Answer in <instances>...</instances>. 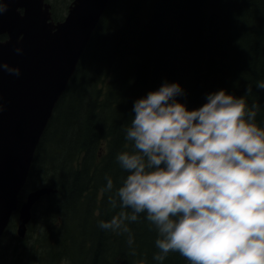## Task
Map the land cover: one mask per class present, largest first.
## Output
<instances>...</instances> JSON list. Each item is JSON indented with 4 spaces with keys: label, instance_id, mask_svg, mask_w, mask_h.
<instances>
[{
    "label": "trees",
    "instance_id": "obj_1",
    "mask_svg": "<svg viewBox=\"0 0 264 264\" xmlns=\"http://www.w3.org/2000/svg\"><path fill=\"white\" fill-rule=\"evenodd\" d=\"M108 0L33 152L18 201L35 187L51 192L32 205L42 230L35 264H158V233L146 220L130 223L128 235L105 231L109 195L127 172L116 157L133 152L125 129L134 103L178 83L177 100L189 110L203 106L209 93L223 89L259 106L255 123L264 128V0ZM251 84V95H245ZM113 180V193L103 191ZM127 211L130 212V209ZM15 213L0 243L15 224ZM20 241V240H19ZM17 241V242H19ZM35 245H25L29 257ZM162 264H189L178 252Z\"/></svg>",
    "mask_w": 264,
    "mask_h": 264
},
{
    "label": "clouds",
    "instance_id": "obj_2",
    "mask_svg": "<svg viewBox=\"0 0 264 264\" xmlns=\"http://www.w3.org/2000/svg\"><path fill=\"white\" fill-rule=\"evenodd\" d=\"M8 4H0V14ZM17 54L23 49L17 47ZM19 76V67L0 65ZM256 88L264 90V81ZM252 85L245 95H251ZM185 95L178 83L134 103L131 126L125 129L133 152L117 155L128 173L114 191L106 177L103 189L113 209L105 231L133 236L130 223L141 214L157 230L162 264L178 252L189 264H264V128L255 123L257 104L226 90L209 93L206 103L189 110L177 100ZM130 209V212L127 211Z\"/></svg>",
    "mask_w": 264,
    "mask_h": 264
},
{
    "label": "water",
    "instance_id": "obj_3",
    "mask_svg": "<svg viewBox=\"0 0 264 264\" xmlns=\"http://www.w3.org/2000/svg\"><path fill=\"white\" fill-rule=\"evenodd\" d=\"M107 2L73 0L64 19L53 23L42 0H0L8 4L0 14V34H6L0 65L7 62L21 73L0 67V236L15 212L16 234L22 237L32 205L52 191L34 188L18 201L41 133Z\"/></svg>",
    "mask_w": 264,
    "mask_h": 264
},
{
    "label": "rangeland",
    "instance_id": "obj_4",
    "mask_svg": "<svg viewBox=\"0 0 264 264\" xmlns=\"http://www.w3.org/2000/svg\"><path fill=\"white\" fill-rule=\"evenodd\" d=\"M59 1L62 2L67 0H59ZM121 1L122 0L118 2L117 7H119ZM35 188H38V186ZM25 194H23V196L21 197V201L25 199ZM38 207L40 206L36 205L34 208L31 207L30 209L31 216H34L35 213H36L35 216L38 215V209H39ZM16 216L17 214L15 213L14 226H12L8 230V232L3 238V241L0 243V264H35L37 258L36 253L39 249L36 243L40 240V237L38 235L40 234V232H42V230L38 227L35 221H30V222L28 221L26 223L23 236L17 237L16 226L18 224V221ZM29 244L31 246L35 245L34 247L35 255L29 257L31 260L29 259L27 260L26 256L29 255V251H25V245H29ZM58 264H69V263L64 259H61Z\"/></svg>",
    "mask_w": 264,
    "mask_h": 264
},
{
    "label": "flooded vegetation",
    "instance_id": "obj_5",
    "mask_svg": "<svg viewBox=\"0 0 264 264\" xmlns=\"http://www.w3.org/2000/svg\"><path fill=\"white\" fill-rule=\"evenodd\" d=\"M73 0H67L60 2L59 0H42V4L46 3L48 5V11L50 18L53 23L62 21L67 14L68 8ZM16 10L22 14L23 8L17 7ZM6 38V34H0V40H4Z\"/></svg>",
    "mask_w": 264,
    "mask_h": 264
}]
</instances>
